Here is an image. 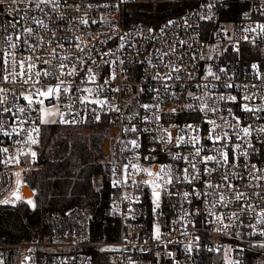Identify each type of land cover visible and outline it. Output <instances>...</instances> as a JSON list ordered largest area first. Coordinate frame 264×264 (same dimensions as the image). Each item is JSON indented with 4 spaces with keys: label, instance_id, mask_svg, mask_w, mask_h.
Returning <instances> with one entry per match:
<instances>
[{
    "label": "built area",
    "instance_id": "obj_1",
    "mask_svg": "<svg viewBox=\"0 0 264 264\" xmlns=\"http://www.w3.org/2000/svg\"><path fill=\"white\" fill-rule=\"evenodd\" d=\"M164 1L1 0L0 149L7 152L0 151V201L9 203L0 209L18 211L21 202L35 207L25 178L37 168L30 152L36 154L40 140L41 106L29 107L23 96L43 99L36 89L46 91L63 80L59 97L44 100V106L58 109L67 123L59 115L50 119L77 133H91L89 123L108 125L109 193L102 217L117 223L118 238L94 236V213L76 206L49 215L47 235L28 227L30 238L0 243V264H264V223H257L264 213V32L258 27L264 25V0H200L159 25L130 21ZM13 58L26 69L34 65L32 72L10 74L18 64L6 72L3 61L12 64ZM61 63L67 65L63 71L74 67L76 74L60 76ZM244 105L252 111H243ZM209 121L216 122L215 131ZM245 127L248 136L240 131ZM32 128L40 129L33 133L36 144L26 142ZM169 135L172 142L166 143ZM193 136L200 137L198 144ZM181 137L184 143L175 146ZM223 152L229 153L227 163ZM174 154L182 159L173 160ZM207 156L216 160L204 162ZM132 164L154 172L171 169L172 184L157 181L158 209L152 189L142 182L150 178ZM239 193L244 195L237 201Z\"/></svg>",
    "mask_w": 264,
    "mask_h": 264
},
{
    "label": "trees",
    "instance_id": "obj_2",
    "mask_svg": "<svg viewBox=\"0 0 264 264\" xmlns=\"http://www.w3.org/2000/svg\"><path fill=\"white\" fill-rule=\"evenodd\" d=\"M199 1L167 0L161 2L153 13H134L130 21L159 25L186 8L197 6ZM87 127L93 129L92 134L76 136L58 121L41 126L34 162L37 168L29 171L25 178L35 192V207L30 208L21 202L18 211L0 209V243L30 238L33 232L28 227L47 235V217L76 206L88 207L94 213V236L118 238L117 223L105 216L97 217L98 213L105 212L109 193L107 161L102 152L104 131L105 128L108 130V125L102 120L89 123ZM95 178L99 180L97 187L93 184ZM242 264L252 263L246 260Z\"/></svg>",
    "mask_w": 264,
    "mask_h": 264
},
{
    "label": "snow or ice",
    "instance_id": "obj_3",
    "mask_svg": "<svg viewBox=\"0 0 264 264\" xmlns=\"http://www.w3.org/2000/svg\"><path fill=\"white\" fill-rule=\"evenodd\" d=\"M45 2H46V0H41V3H45ZM81 22L82 23H85V24L87 23V21H81ZM93 22H95V21H93ZM37 23H40V22L37 21ZM258 27H259V29H260L261 32H264V25H258ZM25 31H27L29 34H31L32 29L28 28V29H25ZM8 39L11 40L12 37H8ZM16 39L17 40H20V37L17 36ZM11 46L13 48H16L17 47L16 44H12ZM80 50L83 51V49H80ZM7 56H8V54L5 53V57H7ZM28 59H30V58H28ZM62 59H67V58L64 57ZM3 63H4V66H5L4 70L6 72L9 71L10 69H15L17 67V64H18V69L19 70L18 71H13V72L10 73V74L15 75V76H24L26 73L32 72V70L34 68V65H32L31 63H29L28 66H27V69H26L25 68V62H23V61L17 62V61L14 60V58H13V63L12 64H9L8 59H5L3 61ZM255 67L256 66L253 65V68L254 69H255ZM65 68H67V65L61 63V65H60V69H61L60 76H65V75H67V76H74L76 74V68H74V67L73 68H70L66 72L63 71V69H65ZM89 71H91V69H89ZM222 71H223V69H222ZM40 75H41L40 72H35V76L36 77H39ZM43 75L48 76V75H50V73L44 72ZM209 75H212V73L209 72ZM4 79H5V82H7L8 76H5ZM29 79H31V77H29L28 79H24L23 80V83L27 84ZM216 79H219V77H216ZM89 80H91V81L94 82L95 81V76H90L89 77ZM63 84H64V81L63 80H60V84H58L54 88L53 87H49L46 91H40L39 89H36V93H38L39 97H42L43 99H36L34 101L32 94L24 95L23 96V99L25 101H27L29 107H31L33 103H36V104H38V105L41 106L39 108V112H40L39 123L41 125H45V124H48V123H55L56 121L54 119H50V117H53L55 115H59V117H60L59 122L60 123H67V121L64 119L63 114L58 112V109L54 112L53 109H49V108H47V107L44 106V100L49 99V98L53 97L54 95L57 98L59 97V95L61 93V87H60V85H63ZM226 87L231 88L232 85L229 84ZM0 91H4V90L3 89H0ZM62 91L64 93H67L69 91V88L68 87H64L62 89ZM84 91L91 92L92 89H84ZM220 99L221 100H224L225 97L224 96H221ZM227 99L230 100V101H233V102L236 101V97H234V96H229V97H227ZM244 99H249V97L245 96ZM84 100H87V97H84L81 100V102L83 103ZM0 103H3V100L2 99H0ZM92 103H103V101H92ZM147 107L148 106L146 105L145 108H147ZM113 110H115V109H113ZM203 110L204 109H201V111H203ZM18 111L20 113H24L25 112V108L21 107V108L18 109ZM229 111H231V110H229ZM243 111L249 112V111H252V109L248 108L247 105H244L243 106ZM233 119H236V124L239 125L240 120L238 118H236V117H233ZM97 120H99V117H97ZM0 123H2V122H0ZM21 123H24V121L22 120ZM209 123H211L214 126L213 127V131H215L216 122L215 121H209ZM188 127L189 128H193L194 126L193 125H188ZM39 131H40L39 128H32L31 130H29L28 133H27V141L26 142L29 143V144H36L38 141H37L36 138L33 137V133L38 134ZM125 131H129V129H125ZM130 131L136 132L137 129L135 127H133V128L130 129ZM240 131H242L245 136L250 135L249 129L247 127L240 129ZM13 132H16V129L15 128L13 129ZM17 134H19V133H17ZM4 135L8 136V135H10V133L4 132ZM225 137H227V134H225ZM208 138L211 140V139H213V136L210 134ZM172 139H173L172 136L169 135L168 136V140L166 141V143H171L172 142ZM192 140L194 141V143H197L198 144L200 142V137L199 136H193L192 137ZM219 140H220V137L219 136L215 137V142H219ZM130 143H131V145H132V147L134 149H139L140 148V144L137 142L136 139H133ZM182 143H184L183 137H181L176 142V145L175 146H179ZM0 151L7 152V149L6 148L5 149H0ZM152 151H155V149H153ZM234 151H235V149H234ZM30 155L33 156V157H35L36 154H35V152H30ZM195 155L196 156H199L200 155V149H197L196 150ZM222 155H223L224 162L227 163L229 161V153L223 152ZM149 158L150 157H148V156H145L144 157V159H146V160L149 159ZM152 158H154V157H152ZM137 159H139V157H137ZM172 159L173 160H180V159H182V157L179 156V155L174 154V155H172ZM183 159L185 161H188V158L187 157H183ZM213 160H216V157L215 156H207V157L204 158V162L213 161ZM217 162L219 163V161H217ZM192 167L194 168L195 165L193 164ZM252 167L253 168H256V165L253 164ZM128 168H129V165H125L124 166L125 172H127ZM131 168L136 173L143 172L144 174H146L150 178V179L144 180L142 182L145 185H147L148 187H150L152 189V201H153V204H154L155 208L158 209L160 207V201H161V192L158 189L161 188V185L159 183H157V181L158 180H163V183L165 185L172 184L173 183V179H172L171 169H167L166 170L164 167H161L158 172H154L152 170V168H147V167L141 168V166L139 164H132L131 165ZM183 172H184V179L185 180H188V172H189V170L187 168H185V169H183ZM16 175L18 176L19 173H17ZM176 179L179 180L180 177H176ZM192 179H195V177H192ZM189 182H191V181L189 180ZM116 183H117V181H113V184L114 185ZM125 183H126V181H125ZM133 183H135V180H133ZM209 187H210V185H209ZM228 187L231 188L232 185H228ZM243 195H244L243 193H239L235 197V199L237 201H239L243 197ZM12 196L15 197L17 200L20 199L19 195L16 192L12 193ZM184 196H185V198H187L188 192H185L184 193ZM221 199H223V197ZM0 203L8 204L9 203V200H3V201H0ZM28 203L31 204L32 202L29 200ZM258 215L261 217V219L257 220V223L258 224L264 223V213H258ZM156 232H157V234L159 233V229L158 228L156 229ZM261 235H264V233H261ZM259 246L261 248H264V243L260 244ZM226 264H231V262H226Z\"/></svg>",
    "mask_w": 264,
    "mask_h": 264
},
{
    "label": "rangeland",
    "instance_id": "obj_4",
    "mask_svg": "<svg viewBox=\"0 0 264 264\" xmlns=\"http://www.w3.org/2000/svg\"><path fill=\"white\" fill-rule=\"evenodd\" d=\"M0 2H1V0H0ZM0 55H1V43H0ZM0 64H1V60H0ZM0 68H1V65H0ZM67 129L69 130L70 134H73V135H76V136H84V135L88 136V135L93 133V129H91V133H77L76 130H74V129H71V128H67ZM106 130H107V128H105V131H104L105 139L110 140V136L107 133L108 130L107 131ZM108 151H109V145H108ZM102 152H103V145H102ZM104 159H105V157H104ZM93 184H94L95 187H97L99 185V180L97 178H95Z\"/></svg>",
    "mask_w": 264,
    "mask_h": 264
},
{
    "label": "water",
    "instance_id": "obj_5",
    "mask_svg": "<svg viewBox=\"0 0 264 264\" xmlns=\"http://www.w3.org/2000/svg\"><path fill=\"white\" fill-rule=\"evenodd\" d=\"M112 133H115V130L113 129ZM108 140L105 139L103 142V156L106 158L108 155ZM97 217L100 219L102 217V213H98Z\"/></svg>",
    "mask_w": 264,
    "mask_h": 264
},
{
    "label": "bare ground",
    "instance_id": "obj_6",
    "mask_svg": "<svg viewBox=\"0 0 264 264\" xmlns=\"http://www.w3.org/2000/svg\"><path fill=\"white\" fill-rule=\"evenodd\" d=\"M22 191H23L24 197L30 199L32 193L27 188H23Z\"/></svg>",
    "mask_w": 264,
    "mask_h": 264
}]
</instances>
